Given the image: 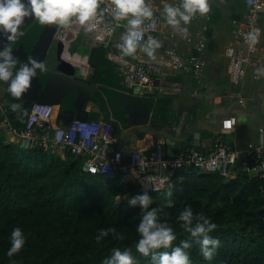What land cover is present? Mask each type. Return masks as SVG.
<instances>
[{
  "label": "trees",
  "instance_id": "1",
  "mask_svg": "<svg viewBox=\"0 0 264 264\" xmlns=\"http://www.w3.org/2000/svg\"><path fill=\"white\" fill-rule=\"evenodd\" d=\"M49 26L25 35L24 47L42 62L57 28ZM82 166L83 159L69 153L62 157L40 146L22 150L0 130V264H103L113 247L131 248L134 264H152L150 255L135 248L141 206L117 200L139 194L136 186L87 173ZM177 177L171 196L152 195L149 208L157 207L158 218L173 227V245L191 239L177 220L184 206L216 223L210 235L220 245L213 258L206 260L193 241L187 250L191 264H264V179L242 172L230 179L218 174L198 177L193 170ZM168 199L174 201L172 206ZM14 227L23 229L26 242L10 258ZM109 227L122 232L124 239L109 233L97 241L99 229Z\"/></svg>",
  "mask_w": 264,
  "mask_h": 264
},
{
  "label": "crops",
  "instance_id": "2",
  "mask_svg": "<svg viewBox=\"0 0 264 264\" xmlns=\"http://www.w3.org/2000/svg\"><path fill=\"white\" fill-rule=\"evenodd\" d=\"M245 9L241 0H217L210 9L208 21L187 24L189 28L205 30L207 49L200 73L191 68L177 72L167 70L163 94L179 98H154L127 89L115 65L108 60L105 48L92 47L84 34L73 36L66 46L53 35L47 61H44L48 70L38 71L34 77L36 82L32 80L28 91L19 98L13 97L7 84L0 81V97L10 114L31 109L34 104L50 106L53 109L51 129L67 126L74 120L111 121L115 130L124 136L120 137L123 148L161 141L167 156L169 153L175 155L182 147L200 150L210 147L219 134L221 120L234 116L236 129L225 136V141L245 149L264 129V77L257 76L256 68L248 67L244 83L232 85L224 56L226 47L235 42L232 21L243 18ZM260 26L262 37L257 67L264 65V14ZM123 32L118 31L111 44L117 53H120L117 45ZM220 43L224 45L219 46ZM12 48L14 50L16 46ZM24 50L25 54L13 53L17 68L28 61L27 55L32 57L25 47ZM179 51L184 57L189 54L182 43ZM161 52V47L156 49L155 57ZM139 57L152 59L139 50L134 57L128 58ZM13 103L21 107L13 109ZM147 115H150L149 119H146ZM27 116L11 120L21 128ZM150 119L155 125H144Z\"/></svg>",
  "mask_w": 264,
  "mask_h": 264
},
{
  "label": "built area",
  "instance_id": "3",
  "mask_svg": "<svg viewBox=\"0 0 264 264\" xmlns=\"http://www.w3.org/2000/svg\"><path fill=\"white\" fill-rule=\"evenodd\" d=\"M216 1L209 0L211 7ZM241 1L246 7L244 16L232 21L235 42L224 51L228 61V79L235 86L244 83L248 67L258 66L262 37L260 19L264 14V0ZM110 4L111 0H99L97 15L90 22L95 25L92 30L73 20L69 26L57 25L54 37L66 46L73 36L84 34L92 47L105 48L108 60L115 65L123 85L145 95L164 93L163 82L167 70L177 72L191 68L196 73L202 71L207 49L205 30L186 25L187 34L176 32L163 21L156 9L153 17L145 21V39L150 36L161 38L167 43L165 50L158 53L155 59H130L114 51L112 41L118 31L125 30L123 25L126 21L113 19ZM209 18L210 11L204 15L197 13L188 24L206 22ZM256 28L261 30L260 39L250 46L247 34ZM181 43L187 46V57L179 51ZM240 100L244 101L242 97ZM52 113L50 106L34 104L20 128L13 124L10 111L0 97V130H4L9 141L22 150L40 146L62 157L69 153L83 159V171L99 174L106 179L120 178L122 182L135 185L139 194L171 192L177 175L187 170L195 171L198 177L218 174L230 179L242 172L264 179V129L258 132L257 140L245 149L231 146L225 141V136L236 129L237 119L234 116L221 120L219 134L210 147L202 150L182 147L173 157H168L161 141L153 145L123 148L111 121L74 120L67 126L51 129Z\"/></svg>",
  "mask_w": 264,
  "mask_h": 264
},
{
  "label": "clouds",
  "instance_id": "4",
  "mask_svg": "<svg viewBox=\"0 0 264 264\" xmlns=\"http://www.w3.org/2000/svg\"><path fill=\"white\" fill-rule=\"evenodd\" d=\"M99 0H0V34L7 41H13L18 35H22L20 26L26 22V18L37 20L41 25L69 26L73 20L81 25H86L89 30L95 27L90 23L97 15ZM111 15L116 21H126L123 25L117 47L120 54L125 57H134L138 50L148 57L155 59L156 49L162 42L155 36L145 39L147 28L146 20L154 15V9L158 10L163 21L179 33L187 34L186 25L197 13L204 15L210 11L209 0H111ZM260 29L256 28L247 34V40L251 45L259 42ZM13 54L10 43L0 48V81L7 84L8 92L16 98L21 97L29 89V86L37 72L47 71V65L29 57L28 61L19 68ZM258 77H264V65L255 69ZM21 107L13 103L12 108ZM171 192L167 195L171 196ZM128 203L132 206H141V218L136 224L139 239L135 244L136 250L144 256H151L152 264H191L190 254L187 251L192 247L193 241L198 243L202 256L211 260L220 245V240L210 235L217 225L210 217L194 212L190 205L184 206L177 216L180 227L190 234L191 239H183L179 244L173 245L177 239L176 232L167 221L158 218L159 209L149 208L153 198L147 193L132 196ZM168 206L174 201L168 199ZM109 233L115 238L123 240L124 234L117 232L115 227L101 228L96 240L100 241ZM11 245L7 255L11 258L25 245L26 236L21 227H14L11 236ZM164 249V250H160ZM167 249H171L168 251ZM131 248L113 247L109 256L105 257L103 264H134Z\"/></svg>",
  "mask_w": 264,
  "mask_h": 264
},
{
  "label": "water",
  "instance_id": "5",
  "mask_svg": "<svg viewBox=\"0 0 264 264\" xmlns=\"http://www.w3.org/2000/svg\"><path fill=\"white\" fill-rule=\"evenodd\" d=\"M34 25V26H33ZM34 27V28H31V27ZM40 26H43V27H48L49 25H41L37 20L35 19H31V18H26V22L23 23L21 26H20V31L22 32V35H18L17 38L13 41H10L8 42L6 37L3 35V34H0V48L4 47L7 43H10L11 46L15 45L16 46V49H14L13 53L15 55L19 54L20 52H22V54H25V50H24V41H25V34L29 31V30H35V32L39 33L40 31ZM50 27V26H49ZM160 41L162 42V45H161V50H165L166 48V41L164 40H161ZM26 56V55H25ZM27 58H29V56L27 55L26 56ZM68 79V78H66ZM33 80L36 82V78H33ZM67 81V80H66ZM69 81L72 82V80L70 79ZM74 84V83H73ZM79 84L77 83V86ZM75 86V87H77ZM137 93L139 92V90H136ZM150 97H154V98H179V96L177 97V95H168V94H152L150 95ZM30 111L31 109H26V110H22V111H16V112H13L10 114V118L12 120H18V119H21L23 116H26V115H29L30 114ZM116 133L120 136V137H124L122 134H120L117 130H116ZM177 148V146H176ZM174 154H168V157H173ZM125 183H129V182H125ZM153 194H150V196L152 197Z\"/></svg>",
  "mask_w": 264,
  "mask_h": 264
},
{
  "label": "rangeland",
  "instance_id": "6",
  "mask_svg": "<svg viewBox=\"0 0 264 264\" xmlns=\"http://www.w3.org/2000/svg\"><path fill=\"white\" fill-rule=\"evenodd\" d=\"M225 41V40H224ZM221 45H224V43H220L219 44V46H221ZM218 45H217V47H216V49H218V47H219ZM218 51H219V49H218ZM132 97H134V95H132ZM142 97V96H141ZM143 98H147V96H143L142 97V99ZM154 117V116H153ZM150 118V115H147V117H146V119H149ZM151 120V119H150ZM142 121V119L140 120V122ZM154 121L153 120H151L150 122H148L147 120H146V123L144 124V125H146V124H152L153 126L155 125L154 123H153ZM132 196H125V198H123V199H121L120 197H117V200H122V201H126L127 203H128V201H129V199L131 198ZM137 205H139V204H137Z\"/></svg>",
  "mask_w": 264,
  "mask_h": 264
},
{
  "label": "flooded vegetation",
  "instance_id": "7",
  "mask_svg": "<svg viewBox=\"0 0 264 264\" xmlns=\"http://www.w3.org/2000/svg\"><path fill=\"white\" fill-rule=\"evenodd\" d=\"M34 26V25H33ZM33 26L31 28H33Z\"/></svg>",
  "mask_w": 264,
  "mask_h": 264
}]
</instances>
